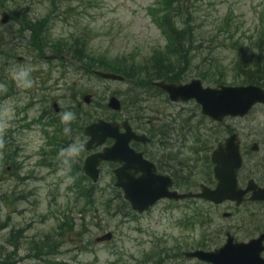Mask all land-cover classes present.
Segmentation results:
<instances>
[{"label":"rangeland","instance_id":"1","mask_svg":"<svg viewBox=\"0 0 264 264\" xmlns=\"http://www.w3.org/2000/svg\"><path fill=\"white\" fill-rule=\"evenodd\" d=\"M0 2L7 13H13L16 9L24 10L26 7L33 8L34 16L36 14L47 16L50 12L53 13L52 0H0ZM155 3V0H58V6L61 7L62 12L66 11L69 6H73V27L59 21L53 29L52 35L53 38L59 39V37L68 38L74 31L79 34L90 32L89 51L92 54L105 55L109 58L131 55L139 62H144V59L150 57L155 49L163 48L166 43L165 37L153 23L149 14L150 7ZM189 12L193 15L192 24H194L197 42H204L203 46L206 52L220 57L225 68L231 70L238 55L249 50L250 40L254 41L257 38L258 31L262 26L260 18L264 15V0H191ZM13 25H1L0 18V51L2 50V41L13 49L27 46L28 35L23 38L15 36L13 32H16V28ZM236 42L238 43L236 44ZM240 48H242V52H239ZM20 57L25 59L22 55L18 56V58ZM26 59L25 62L27 61L29 64L27 66L31 65V68H34L35 61L29 57ZM199 62L200 58L198 57L196 64ZM17 64L15 61L14 65ZM6 69L9 70L7 67ZM204 69L207 71V65ZM57 77L55 75V78ZM191 79H198L196 73L189 75L188 80ZM228 79V84H232V73L229 74ZM75 81H79L80 91H88L94 95V98L108 99L113 91L125 93L128 88L127 85L104 81L81 72L78 74L72 72L67 79V85L75 89L76 86L73 84ZM5 90V86L0 85V94ZM53 93L57 95L58 92ZM63 93L69 95L70 91H63ZM163 100L164 97L152 99L148 105L160 106L165 114L174 117L177 112H182L183 116L193 115L196 104L189 102L188 104L172 105L164 104ZM16 105L17 102H10L5 106L15 109ZM125 115L127 116L128 113L120 114L121 117H125ZM193 116L197 121L198 115L195 113ZM11 118L7 119L6 123L9 127L12 124ZM5 120L6 117L0 112V124H3ZM227 123L236 126L244 135H247L251 130H264V108L257 107L244 120L231 119ZM208 126L212 128V126ZM5 127H0V137L3 136ZM35 136L34 132L28 136V142H26L28 148L25 149L22 156L27 159H24V170L20 172V175H26L34 171V175H31L33 180L29 183H18L17 180L10 179L8 175L4 181L0 182V221L4 222L10 217V228L0 234V264H53L51 260L60 264H115L117 259L119 264H140L142 257L152 249L153 243H156L155 239L160 240L167 236V239L163 240L171 244L172 240L186 236L185 231L179 230L174 225L178 218H182V205L180 206L181 210L173 217L175 220H172L171 216H160L159 213L165 204L159 205L150 215L138 217L136 220H125L117 210L113 208L109 213L104 210L101 202H98L96 212L85 215L84 236L65 238L66 243L49 261L27 258L30 253L29 242L34 239L39 240L45 234L54 232L59 225L58 222L63 219L65 214H70L69 210L74 206L73 201L67 200L66 197L58 198L50 206L48 194L55 191V185L60 180H58V176L56 180L47 178L48 180L43 183L36 179L45 174L44 170L46 169L37 167L40 158L35 145ZM176 144L174 148L176 153L180 151L181 154H186L188 152L182 147L179 140ZM29 145L31 146L29 147ZM2 170L0 163V175ZM110 184V178L104 175L98 187L102 190ZM4 198L13 204H6ZM80 204L82 205L83 202ZM73 216L76 220H82L81 215L77 213ZM79 220L77 223L82 227L84 223ZM22 229H26V232L23 236L24 239L17 243L20 249L19 255L7 258L8 254L16 250L12 244L8 243L11 231ZM105 232L115 233L114 241L108 244H96L94 240ZM194 238L196 239L197 236ZM89 242L93 243L92 246L85 249ZM167 264L173 263L168 262Z\"/></svg>","mask_w":264,"mask_h":264},{"label":"flooded vegetation","instance_id":"2","mask_svg":"<svg viewBox=\"0 0 264 264\" xmlns=\"http://www.w3.org/2000/svg\"><path fill=\"white\" fill-rule=\"evenodd\" d=\"M31 59H34L31 53H28ZM38 54V52H37ZM43 58V57H42ZM65 67L61 68H51L49 67H38V69H33L31 76L34 80L33 88L29 90L19 89L14 85L13 91L18 96L24 98L27 97L31 103V112L22 111V114H36L32 122L34 126L40 130L43 135V151L40 156L43 160L51 158H56L60 149L67 147L74 141H79L84 144V149L80 156L77 158L75 164L73 165L72 171L74 174L79 175L84 173V163L86 161L85 143L88 138L85 139L84 143V131H83V121L79 123L78 117H82L81 109V98L73 96L74 111L70 109L67 105H64L63 94H60V98H54L52 96L53 88H58L63 90L64 85L60 83L59 80L54 79L52 76L54 74L53 70L63 71ZM54 80V83H52ZM7 95L6 97H10ZM54 104H58L57 108ZM79 109V116H77L76 109ZM64 111L74 112L76 115V120H74L70 127L72 129L71 135L66 136L63 132L64 125L59 119V114ZM231 132H225L224 134L212 133L203 136L206 139H210L216 147L227 140L230 137ZM245 136H240L241 147H243V159L244 165L238 175L239 189L235 194V200H227L221 204H214L208 200L200 201L203 203L204 209H202L201 218L204 223L209 225V233L205 238L197 237V241L193 237L189 238V250L195 252L196 250L202 251H216L218 248L226 244V237L229 232H231L236 239L237 243L240 242H251V240H257L256 248L260 249L261 261L258 260L259 264H264V199L254 200L255 195L252 187H249L251 182H255L259 188H264V133L262 136L258 137V140L252 139L250 143L244 139ZM263 137V138H261ZM216 140L219 141L217 144ZM223 141V142H222ZM257 142L259 145V150L257 152H250V147L246 151L244 146H250L252 143ZM211 144V143H209ZM212 144V145H213ZM250 144V145H249ZM22 148H28V145H21ZM31 145H29L30 147ZM202 147V143L199 145ZM215 150V149H214ZM213 150V151H214ZM210 154V158L207 159L203 157L205 153ZM205 151L204 149H199L191 154L195 156V160L188 162L185 159L181 161V169H186L188 164L196 163V168L200 170L202 166L209 165L212 166V172L203 174V181L201 184L207 186L208 188L215 190L219 183L215 179L214 167L212 165L211 155L213 152L210 150ZM97 153V151H92V154ZM200 186V188H201ZM242 192L244 195L242 196ZM173 203V202H171ZM184 212H185V224L188 230H190L191 236H194L193 225L195 213L191 207V201L185 200L183 202ZM225 217V215L227 216ZM232 220V223L226 225L224 222ZM190 263L186 264H213V263H203L199 260H189Z\"/></svg>","mask_w":264,"mask_h":264},{"label":"trees","instance_id":"3","mask_svg":"<svg viewBox=\"0 0 264 264\" xmlns=\"http://www.w3.org/2000/svg\"><path fill=\"white\" fill-rule=\"evenodd\" d=\"M157 2V7L152 8L150 13L153 15L154 22L166 37L167 45L163 51H155L148 59L147 64L138 67V73H133L130 77L139 84L145 83L149 86H152L153 81L164 79L174 83L184 82L187 72L190 71L198 54H202L198 50L199 45L196 46L191 15L182 13L187 9L189 0H158ZM77 39H75L76 42L81 44ZM252 49H257L258 52L255 51V54L240 56L233 66L232 79L234 84H258L264 88V28L260 31V35ZM78 50L80 55L83 52L87 54L84 46L78 48ZM92 59L91 67H95L94 60L96 58L92 56ZM96 60L102 64L100 69L128 74L127 71L130 66L127 64V58L118 59L116 62L105 60V58ZM208 68L207 71H200L199 73L204 82L209 85L227 83V71L220 65L217 58L212 59ZM66 225L64 224V226ZM68 226L73 230L72 224L68 223ZM4 227L6 226L0 223V232ZM16 233V236L12 233L11 237L13 239L20 238L22 232ZM32 248L33 251H36L35 257L37 259H43L53 254L52 241L49 237H46L44 241H34Z\"/></svg>","mask_w":264,"mask_h":264},{"label":"water","instance_id":"4","mask_svg":"<svg viewBox=\"0 0 264 264\" xmlns=\"http://www.w3.org/2000/svg\"><path fill=\"white\" fill-rule=\"evenodd\" d=\"M103 76L106 78H117L116 76L110 74ZM159 86L166 90L168 93H170L171 98L174 101H188L189 99H195L197 103L202 105L203 114L214 118L217 121H223L226 116L245 117L248 112H250V110L258 103L264 104V90L257 86L233 88L222 86L219 89H204L202 86V81L200 80L193 81L187 86L169 85L166 82L160 83ZM87 131L94 137H98V135H101L102 138H107L109 136L118 137L117 128L114 125H107L103 122L89 127ZM142 139L143 138H140L138 140ZM121 140L122 138L118 140L119 143H121ZM127 143L128 142L126 141L123 146L126 147ZM226 149L230 150V155L228 156L230 161H227V163L224 165L220 160H218V156H224V150ZM227 152L228 151H226V153ZM213 160L214 163L217 164V167L215 169L217 176H219L220 178L222 176V185H220L217 191L206 195L208 196L207 198L211 200L216 199V194L218 192L224 194V197H228L231 195L233 188L236 185L235 177L237 176L238 169L241 167L242 164L238 145H232L231 141H229L228 144L224 146V148H221L220 151H218L214 155ZM225 170L231 171V182L233 183V185H231V183L227 184L225 182L223 176ZM87 171L95 177V180H97L98 173L94 165L88 164ZM142 191L143 190L134 192L133 190H130L127 194V198L131 200L134 209H138L140 212L146 211L150 205H153L157 201H152L153 198L158 199L161 196H164L158 195L157 198H155L158 192V187L146 190L144 192ZM145 201H148L150 203L145 204L144 206ZM112 237V234H108L106 236H103L102 239H98L97 241L103 242L106 240H111ZM249 249H251V247L240 248L239 250H237L234 246L229 245L225 249L221 250L220 255H218V260L224 262L227 261L230 262V264H236L235 261L238 260V255H243L245 259H252L253 252ZM199 256L204 260L209 259L207 254H200Z\"/></svg>","mask_w":264,"mask_h":264},{"label":"clouds","instance_id":"5","mask_svg":"<svg viewBox=\"0 0 264 264\" xmlns=\"http://www.w3.org/2000/svg\"><path fill=\"white\" fill-rule=\"evenodd\" d=\"M32 70L31 66L14 65L9 68V77L19 89L29 90L34 86V80L31 76ZM12 111L13 109L10 106L3 107L2 112L6 117V120L3 124H0V127L6 126L7 119L11 118ZM59 119L64 125V134L66 136L71 135L72 129L70 125L74 120H76L75 113L71 111H64L59 114ZM83 149L84 144L78 140L69 144L67 147L60 149L57 156L58 168L56 175L63 178L64 184H71L73 182L74 177L70 173Z\"/></svg>","mask_w":264,"mask_h":264}]
</instances>
